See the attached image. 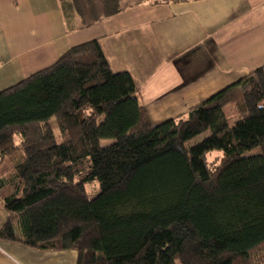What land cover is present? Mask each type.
Wrapping results in <instances>:
<instances>
[{"label": "trees", "instance_id": "trees-1", "mask_svg": "<svg viewBox=\"0 0 264 264\" xmlns=\"http://www.w3.org/2000/svg\"><path fill=\"white\" fill-rule=\"evenodd\" d=\"M60 1L84 27L149 0ZM15 134L24 154L0 178L2 241L74 250L75 264H253L264 244V65L153 125L93 39L0 91V157Z\"/></svg>", "mask_w": 264, "mask_h": 264}, {"label": "crops", "instance_id": "crops-1", "mask_svg": "<svg viewBox=\"0 0 264 264\" xmlns=\"http://www.w3.org/2000/svg\"><path fill=\"white\" fill-rule=\"evenodd\" d=\"M93 39L113 72L131 75L156 125L264 65V0H149L84 27L60 0H0V91ZM5 218L0 211V225ZM76 257L0 240V264H75Z\"/></svg>", "mask_w": 264, "mask_h": 264}, {"label": "rangeland", "instance_id": "rangeland-1", "mask_svg": "<svg viewBox=\"0 0 264 264\" xmlns=\"http://www.w3.org/2000/svg\"><path fill=\"white\" fill-rule=\"evenodd\" d=\"M225 113L229 121H234L235 116H236V110H235L233 103H230L229 105L226 106ZM40 126H42V124ZM46 126L50 129L49 131H51L52 135L54 136V139L57 142L62 140L59 126H58V121L55 117H51L49 121L46 123ZM206 135H208V132H203L197 135L196 137L192 138L189 141V145L201 141L204 137H206ZM21 141L22 140H21L20 135L15 134L13 137V142L15 145L14 150L9 155L0 157V178L5 179L13 174L14 172L13 170L15 168L16 163L22 158L24 154V150L21 146ZM111 141H112L111 139H102L100 141V144L107 145L111 143ZM222 154L223 153L220 150L210 151L207 153L206 159L208 162H211V164H214L217 159H220V156H222ZM96 188L97 187L95 183L86 184V190L89 194H93L97 190ZM3 210L4 209L1 207V196H0V211L3 212ZM4 212H5V215L7 216V213L5 210ZM9 259L12 260V258H9ZM250 261L253 264H264V244L256 248L254 251H252ZM174 264H180V263L178 260H176ZM242 264H245V263L242 262Z\"/></svg>", "mask_w": 264, "mask_h": 264}]
</instances>
